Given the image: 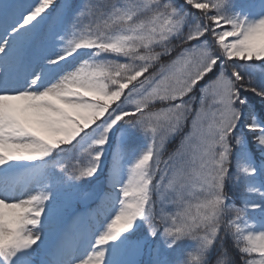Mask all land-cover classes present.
<instances>
[{
    "label": "snow or ice",
    "instance_id": "1",
    "mask_svg": "<svg viewBox=\"0 0 264 264\" xmlns=\"http://www.w3.org/2000/svg\"><path fill=\"white\" fill-rule=\"evenodd\" d=\"M0 264H264V0H0Z\"/></svg>",
    "mask_w": 264,
    "mask_h": 264
},
{
    "label": "rangeland",
    "instance_id": "2",
    "mask_svg": "<svg viewBox=\"0 0 264 264\" xmlns=\"http://www.w3.org/2000/svg\"><path fill=\"white\" fill-rule=\"evenodd\" d=\"M27 2H32V0H27ZM237 2H239V0H237ZM69 59H71V58H69ZM141 79H143V78H141ZM110 111H111V109H110ZM179 143H180V138L179 137H176V138H174V139L169 141V143L166 145L167 151L164 154V158L165 159L167 158V155L169 153L175 151V149L178 147Z\"/></svg>",
    "mask_w": 264,
    "mask_h": 264
},
{
    "label": "trees",
    "instance_id": "3",
    "mask_svg": "<svg viewBox=\"0 0 264 264\" xmlns=\"http://www.w3.org/2000/svg\"><path fill=\"white\" fill-rule=\"evenodd\" d=\"M106 55H108V54H106ZM110 58H113V59H115L116 57H114V56H110ZM119 59H121V61H123V58H119ZM257 71H259V67H257ZM141 78H143V77H141ZM140 78V79H141ZM130 87H131V85H130ZM125 93H127V90H125ZM123 98V97H122ZM118 103V102H117ZM116 106V104L115 103H113L112 104V106L111 107H115ZM110 109L111 108H109V111H110ZM106 116H107V113L105 114V118H106ZM99 122V121H98ZM94 127V126H93ZM90 130V129H89Z\"/></svg>",
    "mask_w": 264,
    "mask_h": 264
}]
</instances>
